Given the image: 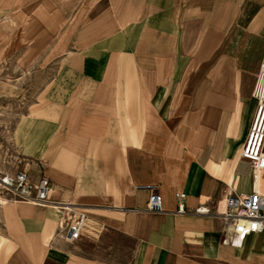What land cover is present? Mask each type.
<instances>
[{
	"label": "crops",
	"instance_id": "crops-1",
	"mask_svg": "<svg viewBox=\"0 0 264 264\" xmlns=\"http://www.w3.org/2000/svg\"><path fill=\"white\" fill-rule=\"evenodd\" d=\"M0 19V42L22 28L33 43L23 59L47 47L60 60L13 131L25 168L51 181L53 201L88 212L68 243L57 209L0 205V264H264V231L231 246L218 219L175 214L176 193L194 209L255 190L240 153L264 0H0ZM153 187L163 213L146 211Z\"/></svg>",
	"mask_w": 264,
	"mask_h": 264
},
{
	"label": "built area",
	"instance_id": "built-area-1",
	"mask_svg": "<svg viewBox=\"0 0 264 264\" xmlns=\"http://www.w3.org/2000/svg\"><path fill=\"white\" fill-rule=\"evenodd\" d=\"M1 22V19H0ZM253 98L256 112L247 137L243 143L240 158L249 162L252 172L264 178V59L255 86ZM54 186L49 179L34 180L30 172L23 169L14 176L0 178V195L16 201L51 207L59 210L62 216L60 228L65 232L64 240L78 242L87 225V214L71 203L55 202L51 199ZM150 198L146 211L163 213V199L156 188H149ZM178 201L176 215L215 218L222 223L223 244L240 246L245 238L253 233L264 231V194L253 190L250 194H228L216 206L203 203L194 209L185 205L187 195L176 193ZM216 207V208H215ZM72 208L73 210H70Z\"/></svg>",
	"mask_w": 264,
	"mask_h": 264
},
{
	"label": "rangeland",
	"instance_id": "rangeland-1",
	"mask_svg": "<svg viewBox=\"0 0 264 264\" xmlns=\"http://www.w3.org/2000/svg\"><path fill=\"white\" fill-rule=\"evenodd\" d=\"M4 20L6 19L3 18L2 21ZM7 21L11 22L8 19ZM12 34L14 36L8 44L3 43V40L0 42V53L5 51L0 58V178L14 176L15 173L23 169L26 170L27 158L19 153V149L13 141V131L16 123L36 108L34 105L40 102L42 94L49 81L55 76L60 64L59 58L55 57V48L50 51L47 47L44 48L42 51L46 52L45 55L37 58L33 63L30 62L31 60L23 59V56L30 52L34 45L31 42L22 41V28L19 30L14 28ZM16 39L18 42L15 41ZM6 88L10 91H7ZM35 163L39 171L34 170L33 172L38 173L36 175L41 172L44 176L45 165L43 162ZM4 201L7 203L16 202L0 195V203ZM72 206L75 205L72 204ZM77 208L84 210L81 207ZM84 212L88 214L86 210ZM2 226L4 227V225H0V227ZM57 233V237L64 235L60 224Z\"/></svg>",
	"mask_w": 264,
	"mask_h": 264
},
{
	"label": "bare ground",
	"instance_id": "bare-ground-1",
	"mask_svg": "<svg viewBox=\"0 0 264 264\" xmlns=\"http://www.w3.org/2000/svg\"><path fill=\"white\" fill-rule=\"evenodd\" d=\"M1 23V22H0ZM10 86V85H9ZM5 89V88H4ZM8 89V88H7ZM10 91V90H9ZM259 177H260V175H258V174H255V173H253V179H254V184H255V190H259L258 189V187L261 185V180L259 179ZM259 181H260V184L258 185V183H259ZM228 190V189H227ZM260 191V190H259ZM261 192V191H260ZM262 193V192H261ZM264 194V193H263ZM238 195V194H237ZM240 195H245V194H240ZM225 199V198H224ZM223 199V200H224ZM2 200V199H1ZM6 203L7 202H1L0 203V205H3L4 204V206L6 205ZM69 207H72V205H70ZM74 207V206H73ZM70 210H73L72 208H69ZM59 211V210H58ZM60 213V212H59ZM59 215V214H58ZM260 233V232H259ZM63 238H64V236H65V232L63 231ZM249 236V235H248ZM246 239V238H245ZM244 242V241H243ZM242 242V243H243ZM47 248V247H46ZM45 252H46V249H45V251L43 252V255L45 254ZM43 257V256H42Z\"/></svg>",
	"mask_w": 264,
	"mask_h": 264
}]
</instances>
